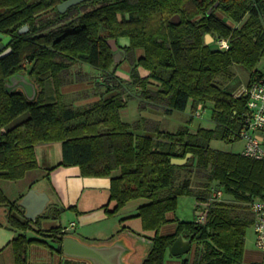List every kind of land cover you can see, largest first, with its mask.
<instances>
[{"label": "trees", "instance_id": "1", "mask_svg": "<svg viewBox=\"0 0 264 264\" xmlns=\"http://www.w3.org/2000/svg\"><path fill=\"white\" fill-rule=\"evenodd\" d=\"M65 1L0 0V33L12 38L11 52L0 59V180L23 179L39 168L38 145L61 143L59 166H78L84 177L111 178L109 214L132 201H147L129 217L141 220V236L150 246L142 264H165L180 235L196 244L194 260L182 264H244L247 230L254 222L249 203L264 198V161L212 147L215 140H235L246 104L216 79L233 76V65L250 71L249 84L264 77L257 70L264 57V0H91L61 12ZM25 26L28 31L21 33ZM208 34L215 41L229 40V49L207 45ZM122 38L129 39L123 48L131 66L127 80L117 75L120 65L109 45ZM80 63L100 72L98 88L115 94H101L83 107L67 102L60 89ZM28 71L38 90L33 101L6 89L9 79ZM133 99L140 112L167 114H195L199 105L211 102L215 127L193 134L189 127L161 130L148 118L123 122L120 111ZM187 158L183 165L173 163ZM194 177L204 182L193 186ZM215 190L223 191L224 200L213 199ZM182 196L196 199L195 212L210 201L205 223L169 218ZM1 205L9 207L8 222L18 232L10 244L14 264H30L33 244L62 254L58 246L66 228L36 230L32 222L11 215L19 214L20 206L0 187ZM171 222L178 225L176 233L161 235Z\"/></svg>", "mask_w": 264, "mask_h": 264}, {"label": "crops", "instance_id": "2", "mask_svg": "<svg viewBox=\"0 0 264 264\" xmlns=\"http://www.w3.org/2000/svg\"><path fill=\"white\" fill-rule=\"evenodd\" d=\"M38 1L40 0H31V3H36ZM121 43L124 47L128 46L129 39L127 38V40H125V38H122ZM138 53L140 56L143 52L141 50ZM74 69L83 71L84 74L61 87L60 92L65 99L66 97L68 98V96H71V98L68 99L72 100H66L67 102H73L75 106L83 107L99 101L101 94H104L105 97H110L115 94V92L106 93L104 88L99 87V89L97 87V75L93 74L97 73V70L91 66H74L72 70ZM23 81L26 82L25 80ZM23 81L21 80V82ZM21 82L19 81V84H21ZM19 84L15 83L13 87H18L17 90L23 92V90L19 88ZM133 100L138 102L139 108V101L137 99ZM131 101L132 100L129 101L128 106ZM128 106L120 111L123 122L131 123L143 118H148L154 123L159 124L161 130H171H169L170 123L167 120L168 117L172 116L175 112L167 114L164 110L149 109L146 112H140L139 110L138 119L131 121L126 114ZM170 132L173 131L171 130ZM0 133H2V131H0ZM149 134L151 136H156V133ZM36 154L39 164L38 169L29 172L21 180H0V187L8 200L17 203L20 206L19 214L13 212L11 215L17 216L22 221L27 220L32 222V226L36 230H49L59 226L67 228L69 224L66 220L64 221V212L66 210L70 211L71 209H73L76 218L80 220L78 221V223H80V228L81 226H92L95 224L101 226L102 224H109V211L114 205H112L111 208L110 205H108L109 199L106 198L105 191L107 190L109 192L108 197L110 198L111 178L84 177L81 173V168L78 166H59L62 162L61 143L40 144L37 146ZM31 190H36L35 193H33V198H30L28 201L29 203H32L33 206H36L41 202L40 197L42 195L46 196L44 211L41 214H38L33 220L27 216L28 210L23 205L26 196H28ZM139 207L140 206L137 208ZM56 210L64 211L58 213ZM9 212L10 210L8 206H0V264H14V257L10 244L15 239L18 232L16 229L12 228L8 222ZM175 216L176 214H169L170 219H173ZM37 221H39L38 226L36 225ZM71 223L77 222L72 221ZM177 226L176 222L168 223L162 227L160 233L163 236L175 234ZM77 227L73 232L67 231V236L74 237L82 243L98 248L115 247L117 254L119 255L118 264H142L149 252L150 246L147 242L148 240L141 236L144 232L139 231L140 229L134 231L130 228L122 232L120 229L117 230L118 232L115 231L114 233L111 231L112 233H109V235L111 234L112 237L105 235V233H100V231V235L98 233V237H95L96 240H98V238H103V236L109 237H104L106 239H103V241L89 243L86 242L85 239H88L90 235L86 234L87 237H79L75 235V232L77 233L78 230ZM134 232L140 235H135ZM28 233H32L31 237L38 236L36 231H30ZM32 247L34 248L33 254L31 253ZM32 247L29 252L30 264H93L90 260L67 257L63 252L62 254L53 253L50 248H42V252L37 249L40 248L39 245H33ZM34 253H39L41 255L36 257ZM251 253L252 252L249 250H246L244 262L247 264H260V261L262 260L260 252L256 253L257 257L255 259H251ZM172 256L167 258L165 264H181L180 260H177Z\"/></svg>", "mask_w": 264, "mask_h": 264}, {"label": "rangeland", "instance_id": "3", "mask_svg": "<svg viewBox=\"0 0 264 264\" xmlns=\"http://www.w3.org/2000/svg\"><path fill=\"white\" fill-rule=\"evenodd\" d=\"M92 7V6H91ZM91 7L89 10H91ZM224 16V15H223ZM211 36V38H207L205 39V42L207 45H215V40L214 37L211 34H208ZM125 40H127V38H125ZM122 44V43H121ZM110 45V44H109ZM117 45V43H116ZM111 46V45H110ZM112 47V46H111ZM113 48V47H112ZM116 59V58H114ZM123 57H119L118 59H116V62L119 66L118 68V76L121 77L122 79L127 80L129 78V72H130V63L129 61H125L123 62ZM86 64H78L77 66H84ZM257 70L264 75V57L260 60L259 64L257 65ZM100 73V72H99ZM98 71L97 73H93L95 75L99 74ZM230 73L233 74V76H228L226 74H221L220 76L217 77L216 82L222 86V88L227 91L230 92L231 94H238L240 91H242L244 89V87H246L249 82H250V71L245 68L244 66L241 65H233L230 68ZM84 73L83 71H78L77 69L74 70H70L69 78L71 80L73 79H77L79 76H82ZM142 74L145 76L147 75L146 71H142ZM134 93L131 95L133 96ZM127 94L125 95V97L127 98ZM68 98H71V96H68ZM66 97V100L70 101L72 99H68ZM214 107L213 103L209 102L207 103V107L206 109H204V111H201V117H198L196 115V113H192L189 110L184 112V113H180V112H175L172 116L168 117L169 123H170V127L169 130L171 129L173 132H176L178 129L183 128V127H189V130L191 133L195 134L199 128H208V129H213L215 127L214 122L212 121V108ZM126 114L128 116V118L131 119V121L133 120H137L139 117V108H138V102L136 100H132L126 110ZM26 118V116L21 117L20 119L17 120V122L21 121L22 119ZM193 120V122L191 123V121ZM135 122V121H134ZM133 123V122H131ZM170 130V131H171ZM212 147L218 150H223V151H228V152H232V153H236V154H241L242 155V151L244 148V142L235 139L234 141H213L212 142ZM204 182L203 179H198L196 177H194L192 179V184L193 186L198 185V183H202ZM198 191H201V189H196ZM106 194V198L109 199V203L108 205H110V208L112 207V205H114V202H110V198L108 197L109 192L106 190L105 191ZM225 198V197H224ZM230 200H234V198L229 196ZM106 200V199H105ZM12 204H16L15 202H11ZM145 203H147L146 200H135L130 202L129 204H127L126 207H124L119 213L115 214V215H111L109 214V224H102L101 225H92V226H81L80 228V223H78V221H80L78 218H76L75 213L73 211V209H71L70 211H65V215H64V221L66 220L69 224L68 228L70 227V223L72 221H75L78 223V227H77V223H76V227H77V233L75 232V235L79 236V237H87L86 234L90 235L88 239H85L86 242H96V241H103V239H106L107 237H112L111 234L109 235V233H112L111 231H113V233L117 230H120L123 228V226L127 227V230L131 228V230L137 231L136 229H140L139 231H142V223L140 219L137 218H129L131 216H134L137 211H138V206L144 205ZM195 206H196V201L193 197L190 196H182L179 198L178 201V208L176 211V216L182 220V221H187V222H192V221H196L197 219V215L195 212ZM114 207V206H113ZM113 207L111 208V210L113 209ZM74 230H71L70 232H73ZM101 231V232H100ZM30 232V231H29ZM105 233V235H109V236H103V238H98V240L95 239V237H98V233ZM118 232V231H117ZM116 232V233H117ZM99 233V235H100ZM115 233V234H116ZM135 235H140L136 232H134ZM74 234V233H72ZM28 235L31 237L32 233H28ZM106 237V238H104ZM33 245H39L40 248H37L39 250H41L43 252L42 248L48 249V247L42 246L40 244H33ZM32 245V246H33ZM31 246V247H32ZM195 250H196V244H192V248L191 251L183 256H172L173 258L180 260L181 264L182 261L184 259H189L190 261H193L195 258ZM246 250H249L250 252H252L251 259H255L257 257V252L258 249L256 247V236H255V232H254V228L253 226L249 227L247 230V235H246ZM34 252V248H31V253L33 254ZM36 257H39L41 254L39 253H34ZM244 264H247L244 262Z\"/></svg>", "mask_w": 264, "mask_h": 264}, {"label": "built area", "instance_id": "4", "mask_svg": "<svg viewBox=\"0 0 264 264\" xmlns=\"http://www.w3.org/2000/svg\"><path fill=\"white\" fill-rule=\"evenodd\" d=\"M216 46L220 50H228L230 47L229 40L219 39L215 41ZM235 97H244L246 104L244 110L239 114L241 129L234 137L244 142L242 155L254 160L264 161V77L258 78L244 87ZM206 109L203 105H199L196 115L201 117V111ZM213 199L224 200L222 190H215ZM210 201L201 203L196 211L197 222L205 223L208 216V207ZM250 210L253 214V228L256 236V247L262 255L260 264H264V198L255 199L249 203ZM76 223H71L66 231L75 230Z\"/></svg>", "mask_w": 264, "mask_h": 264}, {"label": "water", "instance_id": "5", "mask_svg": "<svg viewBox=\"0 0 264 264\" xmlns=\"http://www.w3.org/2000/svg\"><path fill=\"white\" fill-rule=\"evenodd\" d=\"M88 0H67L59 5V10L61 12H65L67 9L79 5L82 2ZM173 21L176 23L180 22L179 16H175ZM28 26L23 27L20 32L25 33L28 31ZM207 38H211L210 35H207ZM12 42V38L9 36H5L4 34L0 33V59L5 57L11 52V48L6 49L10 46ZM109 44L113 47L114 50H117L116 41L112 40L109 41ZM21 80H25L26 82H21ZM19 81L21 84H19ZM18 83L19 88H21L26 95L27 99L33 101L36 98L37 94V87L35 83L30 79V71L27 74H17L13 76L11 79L8 80L6 83V89L9 93L17 92V88H14V84ZM12 85V86H11ZM191 155L188 156V158ZM187 159L184 160H174L173 163L176 165H183L187 163ZM36 191V190H35ZM34 190L26 196L23 205L28 210V217L30 219H35L38 214H41L44 211L46 205V196H41V202H39L36 206L29 203V199L33 198ZM192 248V241L189 238H186L184 235H180L171 247V254L173 256H183L191 251ZM58 249L63 252V254L67 257L82 259V260H90L93 264H118V257L116 248H98L95 246H90L85 243L80 242L78 239L66 236L61 245L58 246Z\"/></svg>", "mask_w": 264, "mask_h": 264}, {"label": "flooded vegetation", "instance_id": "6", "mask_svg": "<svg viewBox=\"0 0 264 264\" xmlns=\"http://www.w3.org/2000/svg\"><path fill=\"white\" fill-rule=\"evenodd\" d=\"M91 0H88V1H85V2H82V3H89ZM81 3V4H82ZM89 9H90V7H89ZM121 40L122 39H120L119 40V43L117 44V50H114L113 48V51H114V58H116V59H118L120 56L121 57H123V60L125 59V57H126V53H125V50L123 49L124 48V46H122V44H121ZM117 43V42H116ZM8 48H10V46L9 47H7L6 49H8ZM115 59V60H116ZM123 62H125V61H123Z\"/></svg>", "mask_w": 264, "mask_h": 264}]
</instances>
